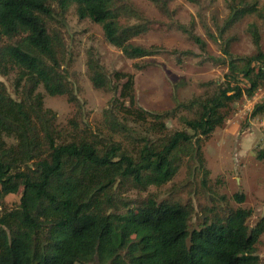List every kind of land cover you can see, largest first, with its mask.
I'll return each instance as SVG.
<instances>
[{
    "label": "trees",
    "instance_id": "16d2710c",
    "mask_svg": "<svg viewBox=\"0 0 264 264\" xmlns=\"http://www.w3.org/2000/svg\"><path fill=\"white\" fill-rule=\"evenodd\" d=\"M72 7L79 19L99 24L106 41L126 58L158 52L156 46L132 42L151 22L129 2L0 0V75L16 70L14 83L20 92L15 100L0 82V264H259L257 242L264 219L250 227V209L221 204L226 198L211 191L201 150V139L228 118L229 105L253 97L264 86V52L256 25L248 26L255 54L234 56L225 43L222 56L210 57L228 71L213 95L177 106L195 110L193 118L179 117L182 130L156 138L138 134L119 118V100L113 99L104 110L108 138L92 135L59 142L56 113L43 106L35 91L41 86L50 96L65 95L79 104L63 67L67 51L60 27L55 26H62ZM228 8L220 34L246 15L264 21V8L256 1L231 0ZM121 10L137 22L123 23ZM190 37L205 48L199 37ZM86 66L95 89L118 93L120 106L129 103L128 114L152 119L158 133L166 129L163 119L173 111L136 108L132 75L107 74L91 51ZM263 113L264 100L254 105L249 117ZM5 138L15 143L8 145ZM187 162L195 164L190 173L201 174L202 190L210 192V206L200 208L198 223H192L196 209L191 199L172 194L160 199L156 193L126 197L130 190L146 192L169 183ZM20 188L17 206L3 209V199ZM234 198L243 201L242 195Z\"/></svg>",
    "mask_w": 264,
    "mask_h": 264
},
{
    "label": "rangeland",
    "instance_id": "374dc122",
    "mask_svg": "<svg viewBox=\"0 0 264 264\" xmlns=\"http://www.w3.org/2000/svg\"><path fill=\"white\" fill-rule=\"evenodd\" d=\"M118 1L121 4L129 2L144 19L151 22L149 30L133 38L132 42L146 47L156 46L158 52L153 56L128 59L106 41L99 24L87 18L79 19L74 8H70L62 26H55L60 27L67 51L63 67L69 73L79 104L70 103L65 95L50 96L41 86L35 91L42 96L43 106L56 113L59 142L91 138L92 135L108 138L110 133L106 127L104 110L110 107L113 99L119 100L115 110L119 118L138 134L156 138L182 130L184 126L179 117L193 118L195 110L177 106L194 98L213 95L224 73L228 71L227 66L215 63L210 58L222 56V44L228 43L229 52L234 56L255 54L256 48L248 32V26L255 24L260 37V49L264 52V21L254 14L244 16L220 34L219 28L228 16L231 0ZM242 1H256L259 7L264 8V0ZM120 19L123 23L137 22L123 10ZM190 33L204 42V49L195 43ZM88 51L96 55L107 74L117 71L133 76L136 108L155 113L173 111L172 115L163 119L166 129L162 133L152 129V119L138 120L135 115L128 114L125 107L129 108V103L123 101V107L120 106L122 100L118 93L113 95L112 92L92 86L86 66ZM15 77L16 70H13L5 76L0 75V82L5 85L9 95L18 100L20 92L15 88ZM263 100L264 86L253 97H243L231 103L227 110L229 116L223 126L216 128L209 137L201 139L211 191L215 196H225L226 201L222 205L250 209L252 215L247 220L250 227L264 219V113L249 117L254 105ZM114 139L122 141L117 135ZM5 141L8 145L15 143L12 138H5ZM193 166L195 164L192 162L185 163L172 181L160 188L150 186L146 192L130 190L125 195L135 199L156 193L160 199L168 198L170 194L172 198L191 199L196 209L192 223L196 224L197 216L201 215L200 208L210 206V192L200 187L201 174L198 171L190 173ZM184 184L179 192L175 191ZM21 192L22 188L15 194L7 195L2 208L17 206ZM236 194L243 196L241 203L235 200ZM257 256L259 264H264V231L257 242Z\"/></svg>",
    "mask_w": 264,
    "mask_h": 264
}]
</instances>
